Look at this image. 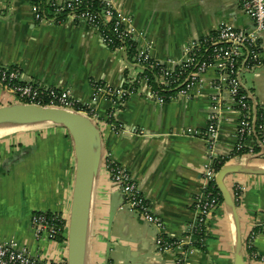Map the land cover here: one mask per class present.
<instances>
[{
    "label": "crops",
    "instance_id": "obj_1",
    "mask_svg": "<svg viewBox=\"0 0 264 264\" xmlns=\"http://www.w3.org/2000/svg\"><path fill=\"white\" fill-rule=\"evenodd\" d=\"M143 31L140 46L173 69L185 60L189 44L214 32L220 24L252 28L239 0H111ZM32 0H0V65L19 67L25 80L68 88L99 115L103 151L112 152L138 182L153 210L164 221L163 232L186 239V228L197 217L196 200L204 191L202 167L208 145L202 134L213 110L211 98L224 93L216 67L206 71L187 95L168 102L151 96L142 84L120 109L103 95L95 98L94 81L121 87L144 67L123 51L107 46L98 30L83 22L40 23ZM262 65L242 74L251 95L253 121L264 137V32ZM95 98V99H94ZM0 86V106L16 103ZM114 109L113 128L109 111ZM240 116L230 101L222 111L215 152L230 156L236 146ZM259 126L262 128H259ZM257 134L246 140L250 164L264 166ZM258 148V151L255 149ZM253 150V151H252ZM254 152V153H253ZM77 155L68 130L59 126L21 129L0 137V241L16 239L44 259H67L66 237L38 240L32 224L37 211H57L68 218L77 171ZM236 198L243 255L248 264H264V232L253 245L261 256L251 257L246 240L264 224V174L233 173L225 179ZM122 194L103 159L96 179L88 226V264H176L178 251L157 253L159 229L143 216L122 207ZM184 246V264H235L234 218L224 200L208 218L204 242Z\"/></svg>",
    "mask_w": 264,
    "mask_h": 264
},
{
    "label": "built area",
    "instance_id": "obj_2",
    "mask_svg": "<svg viewBox=\"0 0 264 264\" xmlns=\"http://www.w3.org/2000/svg\"><path fill=\"white\" fill-rule=\"evenodd\" d=\"M50 2L52 8L48 10H43L39 5L33 4L36 21L56 24L65 20L83 22L98 30L103 41L112 50L123 51L127 57L131 51L136 64L145 68V63L153 59L149 51L139 44L144 32L137 30L133 18L126 15L111 0H50ZM239 2L245 14L253 22L252 28H236L228 24H220L211 34L193 40L186 50L185 60L173 69L155 60L162 66L154 79L155 82L159 86L175 89L176 94H189L200 83L202 75L211 67L217 69L220 78L218 88L221 90L222 82L225 86V94L217 93L211 98L213 110L208 116L206 130L199 131L188 128L183 131L187 134L204 135L208 145L207 161L202 167L201 175L204 191L196 200L197 217L187 225L186 239H175L163 232V219L154 212L151 202L144 195L132 173L116 160L112 152L104 154L110 176L121 191L122 207L140 214L159 229L154 240L155 250L159 254L178 251L176 264L185 262V252L182 248L184 246L189 248L195 244L196 241L190 239L191 235H195L200 243L204 242L207 220L223 201L220 191L216 189V174L219 170L218 164H221L228 156L216 154L215 144L218 137L219 121L226 101H230L240 116L236 146L231 154L235 155L230 160L248 157L246 152L244 154L237 153L242 150L246 151V140L253 134H257V146L260 151L258 152L264 154V137H261L260 133L258 134V126L253 121L252 105L249 100L251 95L243 92L242 83V74L245 71L254 70L262 65L260 54L261 37L264 32V0H239ZM60 14L65 15L63 20ZM130 76L118 88L111 87L102 81H94L95 98L98 95H103L113 101L114 107L117 104L124 105L132 93L138 91L142 84H146L151 90V96L163 101L159 91L151 86L148 76L138 73H133ZM0 86L10 91L17 102L74 109L88 114L95 120L99 119V115L92 105L81 102L72 90L25 80L19 67L0 65ZM110 116L108 114V118ZM112 125L113 128H116L113 123ZM259 128L261 127L259 126ZM239 191L240 187L233 191L235 198L239 195ZM67 223L68 219L57 211H37L32 215V224L38 240L57 241L58 238L66 237ZM259 226H261V231L252 230L246 240V248L254 259L261 257L253 245L257 234L264 232V224H259ZM65 239L67 242V238ZM0 264H67V259H44L38 254H33L27 246L20 244L16 239H11L0 241Z\"/></svg>",
    "mask_w": 264,
    "mask_h": 264
},
{
    "label": "water",
    "instance_id": "obj_3",
    "mask_svg": "<svg viewBox=\"0 0 264 264\" xmlns=\"http://www.w3.org/2000/svg\"><path fill=\"white\" fill-rule=\"evenodd\" d=\"M59 126L68 130L77 155L72 205L67 223V264H88V226L97 176L103 159V136L97 120L88 114L63 107L16 102L0 106V127L13 130ZM264 174V166L250 164L249 158L229 160L216 174V185L234 218L237 234L235 264H248L243 255L240 216L233 191L226 185L229 174ZM144 264H151L145 262Z\"/></svg>",
    "mask_w": 264,
    "mask_h": 264
},
{
    "label": "trees",
    "instance_id": "obj_4",
    "mask_svg": "<svg viewBox=\"0 0 264 264\" xmlns=\"http://www.w3.org/2000/svg\"><path fill=\"white\" fill-rule=\"evenodd\" d=\"M32 2H33V4H37V5H39L40 7H41V9H45V10H48V9H50V8H52L51 7V2H50V0H32ZM60 17L62 18V20H63V18L65 17V15H61L60 14ZM128 58H129V60L132 62V63H135V60L133 59V57H132V52L130 51L129 52V56H128ZM146 67L144 68V71H143V73H142V75H145V76H148L149 78H150V84H151V86H153V88L155 89V90H158L159 91V93H160V95H161V97L163 98V101L164 102H168V101H170L171 99H173L175 96H176V90L175 89H172L171 87H166V86H159L156 82H155V78L157 77V74L160 72V70H161V68H162V66L161 65H159L158 64V62L157 61H155V60H149V61H147L146 63ZM243 92L245 93V94H249V90L248 89H243ZM129 98V97H128ZM127 98V99H128ZM247 99H248V97H247ZM249 100H251V98H249ZM251 102V101H250ZM123 107V105H121V104H117L115 107H114V109H120V108H122ZM82 108H84V106H82ZM114 109H112V110H110L109 111V114L111 115L110 117H109V121L110 122H115L114 121V119H113V112H114ZM256 151H258V148H256L255 149ZM246 151H240L239 153H237V154H244ZM235 155V154H234ZM234 155H230V156H228V157H226L223 161H222V163L221 164H218V166H217V168H220L223 164H225L226 163V161H228V160H230V158H232V157H234ZM216 189L219 191V188L217 187V185H216ZM221 198H222V200H223V197H222V195H221ZM256 232H259V231H261V226H257L255 229H254ZM59 240H61L62 238H58Z\"/></svg>",
    "mask_w": 264,
    "mask_h": 264
},
{
    "label": "bare ground",
    "instance_id": "obj_5",
    "mask_svg": "<svg viewBox=\"0 0 264 264\" xmlns=\"http://www.w3.org/2000/svg\"><path fill=\"white\" fill-rule=\"evenodd\" d=\"M12 130V127H0V136L9 133Z\"/></svg>",
    "mask_w": 264,
    "mask_h": 264
},
{
    "label": "rangeland",
    "instance_id": "obj_6",
    "mask_svg": "<svg viewBox=\"0 0 264 264\" xmlns=\"http://www.w3.org/2000/svg\"><path fill=\"white\" fill-rule=\"evenodd\" d=\"M208 149V148H207Z\"/></svg>",
    "mask_w": 264,
    "mask_h": 264
}]
</instances>
